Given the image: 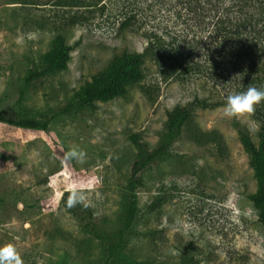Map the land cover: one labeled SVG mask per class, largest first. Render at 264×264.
I'll return each instance as SVG.
<instances>
[{
  "label": "rangeland",
  "instance_id": "obj_1",
  "mask_svg": "<svg viewBox=\"0 0 264 264\" xmlns=\"http://www.w3.org/2000/svg\"><path fill=\"white\" fill-rule=\"evenodd\" d=\"M58 2L0 0V114L49 125L46 132L0 122V245H13L22 264H103L100 243L66 207L75 189L82 194L76 204L91 208L109 234L123 228L126 197L134 194L137 219L119 264H181L185 255L195 264H264V225L249 198L259 181L235 127L245 126L259 145L260 123L252 113L227 118L223 106L195 107L171 156L129 191L138 155L132 136L155 148L172 110L217 97L203 79L164 81L147 59L145 78L124 96L79 107L76 93L86 82L109 72L117 56L144 55L148 43L120 30L117 6L67 27L66 16L84 8ZM59 35L73 47L67 70L28 84ZM194 130L211 137L198 145ZM72 149L83 157L67 159Z\"/></svg>",
  "mask_w": 264,
  "mask_h": 264
},
{
  "label": "trees",
  "instance_id": "obj_2",
  "mask_svg": "<svg viewBox=\"0 0 264 264\" xmlns=\"http://www.w3.org/2000/svg\"><path fill=\"white\" fill-rule=\"evenodd\" d=\"M109 4L105 5V2ZM59 5L74 10L65 18L67 27L83 26L97 14L106 15L108 6H117L114 17L121 31L142 33L147 40L145 54L124 53L113 59L107 73H98L77 91V103L83 109H95L97 103L124 96L130 84L145 78L147 59L160 72L164 81L189 83L205 80L216 99L195 100L177 106L168 115L165 132L155 148L148 146L139 134L132 136L138 149L127 185L129 191L142 186L141 173L156 162L171 156V146L180 137L193 116L195 107L223 106L227 95L243 92L248 87L264 89V0H59ZM104 3V4H102ZM73 47L59 35L51 51L45 56L41 72H32L27 83L32 85L45 77L64 72L71 61ZM146 57V58H145ZM252 118L260 123L257 145L249 130L235 123L259 185L249 196L264 225V100L254 107ZM0 122L16 127L49 131L48 123L33 118H6ZM192 140L203 145L210 134L194 130ZM123 228L114 234L102 232L94 219V212L85 204H66L81 229L97 240L104 255L103 264H119L130 243L137 210L134 194L127 195ZM163 201L150 208L157 210ZM181 264H195L184 256Z\"/></svg>",
  "mask_w": 264,
  "mask_h": 264
},
{
  "label": "clouds",
  "instance_id": "obj_3",
  "mask_svg": "<svg viewBox=\"0 0 264 264\" xmlns=\"http://www.w3.org/2000/svg\"><path fill=\"white\" fill-rule=\"evenodd\" d=\"M262 100H264V89L257 87L250 86L243 92L229 94L223 105V115L227 118H239L245 114H251L254 112L255 105ZM82 157V151L76 149H72L66 155L67 159ZM81 201L82 194L74 189L73 194L68 197L69 206ZM177 224L183 227L185 232L188 230L181 221L178 220ZM0 264H22V259L13 245H0Z\"/></svg>",
  "mask_w": 264,
  "mask_h": 264
}]
</instances>
